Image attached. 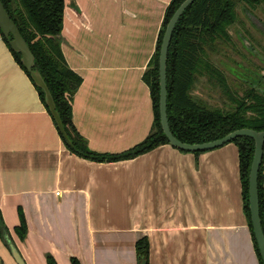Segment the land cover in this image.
I'll return each instance as SVG.
<instances>
[{
  "label": "crops",
  "instance_id": "0c3cea01",
  "mask_svg": "<svg viewBox=\"0 0 264 264\" xmlns=\"http://www.w3.org/2000/svg\"><path fill=\"white\" fill-rule=\"evenodd\" d=\"M169 2L65 0L62 49L81 78L72 121L90 150L120 153L150 133L143 74ZM0 211L26 264L48 253L58 264H138L142 237L147 264H260L234 143L198 155L163 144L117 162L72 154L1 31ZM0 264H19L1 237Z\"/></svg>",
  "mask_w": 264,
  "mask_h": 264
},
{
  "label": "trees",
  "instance_id": "16d2710c",
  "mask_svg": "<svg viewBox=\"0 0 264 264\" xmlns=\"http://www.w3.org/2000/svg\"><path fill=\"white\" fill-rule=\"evenodd\" d=\"M2 1L35 56V69L40 71L53 95L57 111L65 127L66 138L58 129L54 119L53 121L66 148L72 154L95 162H117L135 158L160 145L169 144L161 129L159 119L158 55L166 24L184 0H170L166 7L155 52L148 69L143 74V80L150 89L153 103L152 129L146 138L135 146L120 153L110 154L96 153L90 150L86 140L79 134L72 121V99L81 84V78L68 66L62 49L61 36L64 28L65 0ZM238 3H241L246 10H250L264 5V0H194L183 11L175 24L166 60V112L170 130L174 137L181 142L188 144L208 142L242 128L255 131L264 130V73L256 75L264 67V60L244 50L246 55L253 57L252 61L262 64L263 67L260 69L254 67L255 69H253L250 60V62L240 63L229 59L225 64H222L224 70L229 71V76H227L221 68L213 64L210 56L217 52L218 46H225L231 42L228 28L237 20L235 7ZM3 39L17 63L31 79L30 73L21 61V54L12 49L7 38L3 36ZM202 75H205L206 83L210 84L212 90H220L219 98L223 101L222 106L211 105L193 94L194 85L198 77ZM35 87L50 113L44 91L36 85ZM223 95L228 99L227 101L223 99ZM231 142L238 149L244 213L258 261L263 264L253 235L248 207V175L254 141L248 136H239ZM202 152L205 151L191 153L198 155ZM257 184L259 213L264 234L263 157ZM19 219L20 222L14 231L23 241L27 236L28 227L21 208ZM0 237L8 246L7 238H12V235L1 211ZM135 252L138 264L143 258L148 260L149 244L146 237L136 241ZM70 262L71 264H80L74 257L70 258ZM46 264H58L53 254H46Z\"/></svg>",
  "mask_w": 264,
  "mask_h": 264
},
{
  "label": "water",
  "instance_id": "95a60500",
  "mask_svg": "<svg viewBox=\"0 0 264 264\" xmlns=\"http://www.w3.org/2000/svg\"><path fill=\"white\" fill-rule=\"evenodd\" d=\"M194 0H184L174 11L170 19L168 20L162 41L160 44L159 55H158V70H159V119L161 129L164 135L167 138V141L170 146L187 152L194 151H208L217 147H220L226 143L231 142L234 138L239 136H248L254 141V150L253 156L250 164V170L248 175V207L250 211V220L253 235L260 253V257L264 264V234L262 230L260 213H259V198H258V172L261 165L263 150H264V130L255 131L248 128H242L234 130L225 136L202 143H194L188 144L179 141L172 134L170 127L168 125L167 120V112H166V99H167V91H166V60H167V51L169 42L171 39V34L175 27L176 22L179 17L183 13V11L193 2ZM0 30L2 35L8 39L10 46L16 52L21 54V61L25 67V69L30 73L32 82L34 85L41 88L45 93V101L49 107L50 114L52 118L55 120L58 129L63 133L65 138L67 137L65 133V127L62 122L61 116L56 108V103L53 98V95L43 78L40 71L35 69V56L21 34L17 24L11 18L8 10L6 9L2 0H0ZM7 243L9 248L11 249L13 256L17 260L19 264H26L23 260L19 250L17 249L15 243L12 238H7ZM139 264H147L146 259H141Z\"/></svg>",
  "mask_w": 264,
  "mask_h": 264
},
{
  "label": "rangeland",
  "instance_id": "374dc122",
  "mask_svg": "<svg viewBox=\"0 0 264 264\" xmlns=\"http://www.w3.org/2000/svg\"><path fill=\"white\" fill-rule=\"evenodd\" d=\"M235 9L237 20L228 28L231 35V42L225 44V46H218L216 49L217 52L212 55L210 54L213 64L221 68L227 76H229V71L224 70L222 64H225L229 59L240 63L251 61L253 69H260L263 66L252 61L253 57L246 55V52L254 56H259L258 58L264 60V5L246 10L241 3H238ZM243 58L245 59L243 60ZM262 73H264V67L256 75H262ZM208 85L205 75L199 76L194 85L193 94L211 105L222 106L223 101L219 98L220 90H212L210 84ZM223 99L225 101L228 100L225 96Z\"/></svg>",
  "mask_w": 264,
  "mask_h": 264
}]
</instances>
